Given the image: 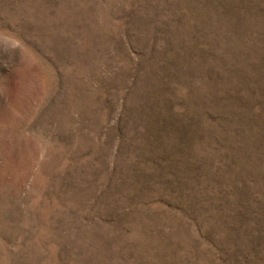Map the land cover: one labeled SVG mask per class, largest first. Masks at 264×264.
Listing matches in <instances>:
<instances>
[{
  "label": "rangeland",
  "instance_id": "374dc122",
  "mask_svg": "<svg viewBox=\"0 0 264 264\" xmlns=\"http://www.w3.org/2000/svg\"><path fill=\"white\" fill-rule=\"evenodd\" d=\"M0 264H264V0H0Z\"/></svg>",
  "mask_w": 264,
  "mask_h": 264
},
{
  "label": "clouds",
  "instance_id": "9594fccd",
  "mask_svg": "<svg viewBox=\"0 0 264 264\" xmlns=\"http://www.w3.org/2000/svg\"><path fill=\"white\" fill-rule=\"evenodd\" d=\"M0 48L5 52L22 48V41L12 35L0 34Z\"/></svg>",
  "mask_w": 264,
  "mask_h": 264
}]
</instances>
